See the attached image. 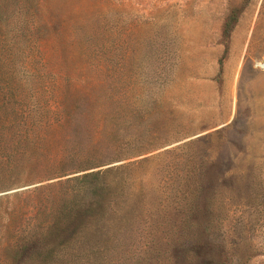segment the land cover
Here are the masks:
<instances>
[{
  "label": "rangeland",
  "instance_id": "obj_1",
  "mask_svg": "<svg viewBox=\"0 0 264 264\" xmlns=\"http://www.w3.org/2000/svg\"><path fill=\"white\" fill-rule=\"evenodd\" d=\"M5 85L93 166L0 191V264H264V0H0Z\"/></svg>",
  "mask_w": 264,
  "mask_h": 264
},
{
  "label": "trees",
  "instance_id": "obj_2",
  "mask_svg": "<svg viewBox=\"0 0 264 264\" xmlns=\"http://www.w3.org/2000/svg\"><path fill=\"white\" fill-rule=\"evenodd\" d=\"M5 90L7 97L0 96V113L4 115L3 118L0 116V191L37 180L63 177L93 166L90 163L93 159L87 152L62 149L53 150L50 155L45 145H39L41 141H47L48 134L55 129L68 126L69 117L64 113L61 102L51 98L44 108L48 116L40 118L39 115L29 114L28 106L15 96L10 85H5ZM46 90L53 93L57 87L51 84ZM42 155H48L45 158L47 168L40 162ZM21 160L24 165H21ZM80 209L75 207L69 211L73 210L75 217ZM55 231L58 234L65 232L62 227ZM19 250L17 248L13 252L15 260L22 258V252L27 251L24 247Z\"/></svg>",
  "mask_w": 264,
  "mask_h": 264
}]
</instances>
